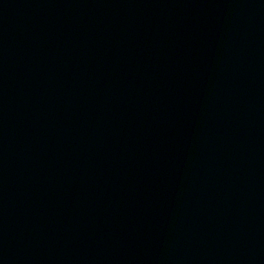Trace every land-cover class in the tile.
<instances>
[{"label": "water", "instance_id": "water-1", "mask_svg": "<svg viewBox=\"0 0 264 264\" xmlns=\"http://www.w3.org/2000/svg\"><path fill=\"white\" fill-rule=\"evenodd\" d=\"M0 264H264V0H0Z\"/></svg>", "mask_w": 264, "mask_h": 264}]
</instances>
